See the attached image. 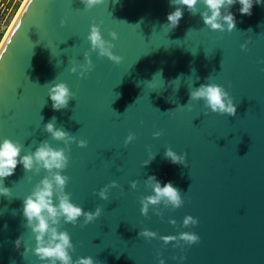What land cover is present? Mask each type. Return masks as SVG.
Instances as JSON below:
<instances>
[{
	"label": "water",
	"instance_id": "1",
	"mask_svg": "<svg viewBox=\"0 0 264 264\" xmlns=\"http://www.w3.org/2000/svg\"><path fill=\"white\" fill-rule=\"evenodd\" d=\"M238 8L229 9L235 28L227 33L209 31L199 12L187 10L167 31L166 16L174 10L169 0H105L88 11L79 0L25 1L0 49V138L21 143V155L44 140L62 148L43 131L54 117L55 127L87 141L84 148L69 146L61 174L69 177L65 192L71 202L102 211L83 227L82 220L61 224L74 261L91 256L94 264H157L159 252L165 264H264V5H254L249 16ZM90 24L99 26L121 62L90 52L92 70L78 77L69 74V62L84 63ZM109 32L116 33L115 41ZM158 71L164 87L149 90L143 81ZM208 79L229 93L234 116L189 101V91ZM57 82L74 94L60 111L47 96ZM188 103L191 110L183 107ZM157 131L161 135L153 138ZM130 132L135 139L125 145ZM166 147L185 154V166L170 163ZM149 154L154 158L142 167ZM44 174L17 165L4 180L12 196L0 197V264H39L30 253L22 256L23 246L17 250L13 242L22 237L32 247L22 200ZM149 175L162 185L171 182L182 206H158L160 216L150 207L141 216L139 199L150 194L144 187ZM133 180L135 189L129 188ZM113 181L117 187L101 201L95 193ZM186 215L197 224L182 228ZM143 229L157 238L138 237ZM180 232L199 240L183 249L174 246L176 241L159 240Z\"/></svg>",
	"mask_w": 264,
	"mask_h": 264
},
{
	"label": "clouds",
	"instance_id": "2",
	"mask_svg": "<svg viewBox=\"0 0 264 264\" xmlns=\"http://www.w3.org/2000/svg\"><path fill=\"white\" fill-rule=\"evenodd\" d=\"M105 0H79L84 11L92 9L94 6L101 5ZM239 5L238 12L242 16L251 15L253 6L264 5V0H169V5L174 8L166 16L167 31L175 29L183 16L184 10L193 14L199 12L201 21L205 28L214 32L231 33L235 28V18L229 9L233 5ZM202 6L203 10H200ZM63 26V22H61ZM110 40L117 39L116 33L109 32ZM89 49L83 53L84 63L76 65L73 62L68 68L69 74H76L78 77H84L92 70V63L89 59V53L95 52L98 58H106L113 64H119L121 57L113 54L114 45L108 40L102 38L100 28L97 24H90L85 37ZM249 41L241 44L243 51ZM264 71V69H261ZM159 77L157 80L156 78ZM178 81V80H177ZM149 90H156L164 87L161 78V72L153 75L148 81H143ZM47 96L51 102L54 111H60L67 107L69 100L74 98V94L63 82L53 83L48 87ZM189 101H202L203 107L207 112L213 114L234 116L236 112L233 99L225 89L213 82L201 84L199 87L192 89L188 93ZM191 110L189 103L183 106ZM55 118L46 123L43 131L51 138L52 141L63 144V147H52L47 140L39 142L34 150H24L21 155L22 145L19 142L0 138V197H10L12 192L4 186V180L14 174L17 165H20L26 173L33 175L43 171L44 176L32 187L31 191L23 197L21 215L24 219V228L30 233L32 247L29 248L28 241L18 237L14 242V248L19 250L23 246L22 256L29 253L36 258L39 264H94L91 256L78 257L75 261L72 259L73 244L67 231L60 230L61 224L73 226L82 220L81 227L93 222L101 215V207L97 206L94 211H85L80 206L71 202L70 195L65 192V186L69 177L62 175V171L68 166L69 158L67 152L69 146L73 143L79 148L86 147L87 141L77 140L74 136L69 135L62 128L55 127ZM153 138H158L161 133L153 132ZM135 139L130 132L124 139L127 145ZM164 157L172 164L185 166V154H177L171 148L166 147ZM154 155L149 154L148 158L142 162V167L147 166ZM31 180V177H28ZM115 181L102 187L95 195L101 200H108V191L116 188ZM137 182H129V188L135 189ZM144 187L150 190V194L139 199V212L141 216H146L149 208L153 209L156 216L161 215L158 206L170 210H175L182 206L184 201L180 192L172 185L171 182L161 184L155 175H149L144 180ZM169 224L175 225L174 220H169ZM197 220L191 216H184L181 227L187 228L195 226ZM138 237L145 241L157 238V234L147 229L140 230ZM159 240L167 245L170 241H176L174 246L183 249L185 245L191 246L198 242L199 238L192 232H180L176 236H160ZM160 253H156L157 264H165L160 259ZM173 260L176 257H172ZM180 261L184 257L180 256Z\"/></svg>",
	"mask_w": 264,
	"mask_h": 264
},
{
	"label": "built area",
	"instance_id": "3",
	"mask_svg": "<svg viewBox=\"0 0 264 264\" xmlns=\"http://www.w3.org/2000/svg\"><path fill=\"white\" fill-rule=\"evenodd\" d=\"M19 3V0H0V44L5 35V31L8 30L12 22L10 17L18 11Z\"/></svg>",
	"mask_w": 264,
	"mask_h": 264
},
{
	"label": "bare ground",
	"instance_id": "4",
	"mask_svg": "<svg viewBox=\"0 0 264 264\" xmlns=\"http://www.w3.org/2000/svg\"><path fill=\"white\" fill-rule=\"evenodd\" d=\"M25 1H27V0H24L22 6L20 7L21 9H22V7H24V5H25ZM21 9H19V10L17 11V14H16L17 16L15 15L14 18L17 19L18 15L20 14ZM14 18H13V19H14ZM16 19H15V20H12V21L15 23ZM13 22H11V24H10V26L8 27V30H7L8 32L6 31L7 33H5V34H6L5 37H3V39H2V42H1V44H0V49H1V47H2V45H3V43H4V41H5V39H6L7 35H8V33H9L10 30L12 29V26L14 25ZM9 28H10V29H9Z\"/></svg>",
	"mask_w": 264,
	"mask_h": 264
},
{
	"label": "rangeland",
	"instance_id": "5",
	"mask_svg": "<svg viewBox=\"0 0 264 264\" xmlns=\"http://www.w3.org/2000/svg\"><path fill=\"white\" fill-rule=\"evenodd\" d=\"M3 1H5V0H3ZM20 1V3H19V8H18V10L19 9H21L20 7L22 6V4H23V2H24V0H19ZM17 13H15L12 17H10L11 19V21H12V18H14V16L16 15ZM17 16V15H16ZM16 18H14L13 20H15ZM13 22V21H12ZM14 23V22H13ZM10 29V28H9ZM8 32V31H7ZM6 31H5V33H7ZM6 35V34H5ZM5 35H4V37H5Z\"/></svg>",
	"mask_w": 264,
	"mask_h": 264
}]
</instances>
